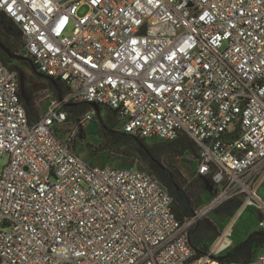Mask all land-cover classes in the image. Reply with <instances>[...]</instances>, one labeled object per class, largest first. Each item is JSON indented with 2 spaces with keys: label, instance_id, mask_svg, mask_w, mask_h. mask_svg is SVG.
Masks as SVG:
<instances>
[{
  "label": "built area",
  "instance_id": "1",
  "mask_svg": "<svg viewBox=\"0 0 264 264\" xmlns=\"http://www.w3.org/2000/svg\"><path fill=\"white\" fill-rule=\"evenodd\" d=\"M0 13L21 32L15 52L66 90L31 120L0 53V264H264L216 257L230 226L202 256L190 239L232 199L264 229V0H0ZM77 102L137 137L191 139L214 199L182 222L152 172L86 161L74 127L59 135Z\"/></svg>",
  "mask_w": 264,
  "mask_h": 264
},
{
  "label": "rangeland",
  "instance_id": "2",
  "mask_svg": "<svg viewBox=\"0 0 264 264\" xmlns=\"http://www.w3.org/2000/svg\"><path fill=\"white\" fill-rule=\"evenodd\" d=\"M85 10V8L81 9L80 13L85 12ZM20 66H23L24 70L31 75L30 84L33 90L35 107L38 114H42L47 110L51 101L59 96L51 87V82L48 78H42L35 74L27 65ZM68 111L71 114V119L64 126L66 134L59 131V135L65 139L68 133L71 132L72 134L73 129L71 127H74L76 133L72 137V141L81 157L86 161L95 165H133L151 171L148 164L140 158L139 153L132 145L123 146V152H121L122 150L118 152L107 149L106 137L103 136L104 123L110 127L113 126L115 130H120L123 128L125 122L123 117L107 107L101 106L99 112L95 111L93 119H90L85 126H79L77 120L84 113L82 109L76 108ZM147 142L152 144L154 141L147 139ZM195 157L196 152L192 153L188 151L178 156L164 154L162 162L179 168L188 180H197L196 184L198 186H203V182L205 181L206 186L199 190L200 200L197 205L198 209L211 202L214 199V195L210 191L211 184L208 180H200L195 177L197 165ZM259 194L264 196V185L260 188ZM241 205L238 199H232L200 218L193 227L195 229L192 232L193 238H200L205 245L212 246L217 240L218 235L227 226H230V239L233 242V245L229 248L231 249L234 245L245 241L254 231L262 230L260 212L254 206L248 205L241 208ZM259 250L264 253V248H259Z\"/></svg>",
  "mask_w": 264,
  "mask_h": 264
},
{
  "label": "trees",
  "instance_id": "3",
  "mask_svg": "<svg viewBox=\"0 0 264 264\" xmlns=\"http://www.w3.org/2000/svg\"><path fill=\"white\" fill-rule=\"evenodd\" d=\"M0 39L11 48L12 52L16 55L15 49L19 46L21 41V32L15 23L10 20L5 14L0 13ZM0 53L6 62V64L14 71L18 72L24 68L20 65H27L30 69L42 78H48L49 76L38 71L37 66L35 69L31 66V61H33L28 56L25 59H18L16 57L9 56L5 51L0 48ZM24 56V55H20ZM20 64V65H19ZM26 72V88L30 94V101L26 103V109L31 120H36L39 117L37 109L34 103L33 90L30 84V74ZM51 82V81H50ZM51 87L58 94L59 97L66 94L65 86L60 83L53 84L51 82ZM64 87V88H63ZM92 106L85 102H77L74 105H68L67 110H73L76 108H81L83 112L89 110ZM69 117L71 119V114ZM103 136L106 137L107 149L112 151H121L123 146L132 145L133 148L137 150L140 158L148 164L151 171L155 176H157L160 181L166 186L170 193L174 197L173 212L175 216L182 222L191 218L195 215L197 211V205L200 200L199 190L206 186L205 181L203 186H198L197 180H188L181 170L170 164H165L162 162V156L164 154H170L173 156H178L184 154V152H196V147L194 142L186 136H180L177 140L169 142L163 141L156 138H150L154 141L152 144L147 142L146 138H141L134 136L124 129L115 130L112 127L104 123ZM149 139V138H148ZM149 139V140H150ZM123 152V150L121 151ZM104 165V164H103ZM119 167H131L115 165ZM138 167V166H135ZM147 170V169H146ZM200 180H205L204 178L196 177ZM198 226V225H197ZM191 230V244L196 250L197 256H202L208 253L211 246L205 245L200 238H193ZM220 235V234H219ZM218 235V236H219ZM259 248H264V229L257 230L251 233L248 238L234 245L227 252L216 256L221 260H251L257 253L261 252Z\"/></svg>",
  "mask_w": 264,
  "mask_h": 264
},
{
  "label": "water",
  "instance_id": "4",
  "mask_svg": "<svg viewBox=\"0 0 264 264\" xmlns=\"http://www.w3.org/2000/svg\"><path fill=\"white\" fill-rule=\"evenodd\" d=\"M0 48L5 51L9 56L11 57H16L18 59H25V56H20V55H16L12 52L11 48L9 46H7L1 39H0ZM31 66L33 69H35V64L33 61H31ZM18 77H19V81H20V92L21 95L24 99V101L26 103H29L30 101V94L26 88V72L24 70H19L18 72ZM48 79L53 83V84H57L58 81L56 78L53 77H48ZM92 106L96 109L97 112L100 111V105L93 103ZM211 191V190H210ZM215 192H217V190H215Z\"/></svg>",
  "mask_w": 264,
  "mask_h": 264
},
{
  "label": "flooded vegetation",
  "instance_id": "5",
  "mask_svg": "<svg viewBox=\"0 0 264 264\" xmlns=\"http://www.w3.org/2000/svg\"><path fill=\"white\" fill-rule=\"evenodd\" d=\"M21 67H23V66H21ZM24 68V67H23ZM24 70V69H23ZM58 81V83H60V84H62L63 86H64V83L63 82H61L60 80H57Z\"/></svg>",
  "mask_w": 264,
  "mask_h": 264
}]
</instances>
